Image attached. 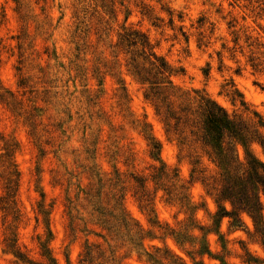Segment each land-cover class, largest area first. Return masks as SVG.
I'll return each mask as SVG.
<instances>
[{"label":"rangeland","instance_id":"1","mask_svg":"<svg viewBox=\"0 0 264 264\" xmlns=\"http://www.w3.org/2000/svg\"><path fill=\"white\" fill-rule=\"evenodd\" d=\"M112 4L109 17L91 0H0V147L12 150L18 173V219L0 212V264H21L5 251L12 238L36 262L39 243L46 242L56 264H81L87 240L101 245L107 262L92 264H151L145 252L160 264H264V246L247 215H241V226H230L227 218L214 226L217 168L191 138L180 143L166 135L143 89L127 75L125 57L112 56L123 28L139 30L174 70L171 81L180 92L202 91L229 115L253 120L256 114L264 121V73H255L249 63L253 58L264 70V0ZM166 10L173 14L172 25ZM76 17L82 22L79 38ZM151 139L160 145V162L177 173L166 185L181 201L166 202L152 184L136 187L134 180L160 166L150 156ZM252 151L264 162L259 146ZM93 173L117 182L100 190L98 206L109 209L112 197L121 196L142 241L124 237L108 240V246L94 237L100 229L82 209L85 193L96 188ZM3 176L0 168V180ZM67 200L86 222L77 221L73 235ZM223 207L231 209L228 203Z\"/></svg>","mask_w":264,"mask_h":264},{"label":"trees","instance_id":"2","mask_svg":"<svg viewBox=\"0 0 264 264\" xmlns=\"http://www.w3.org/2000/svg\"><path fill=\"white\" fill-rule=\"evenodd\" d=\"M95 8L101 9L105 15H113L112 0H91ZM169 16V25L173 23L172 12L166 10ZM149 18L148 12L142 13ZM181 19L180 15H177ZM74 34L79 38L82 32V22L76 17ZM154 27H157L153 23ZM203 26V20L198 21V28ZM182 36L185 37L182 28L179 29ZM186 40V37H185ZM119 55L125 57V71L127 75L143 89V99L155 111L160 118L167 136L174 135L177 142H185L189 137L198 144L204 151L208 160L218 170V189L214 196L218 211L213 216L214 226L223 219L229 220L230 226H241V215H247L253 223L254 236L258 242L264 246V162L259 161L253 154L252 147L259 146L264 155V121L256 114L254 119H246L241 116L229 115L221 106L213 101L202 91L192 90L190 92H180L172 81L174 70L158 56L147 38V36L135 29L121 30L117 35L115 44L112 46V56L118 58ZM250 67L255 73H264L259 70L260 65L254 64V59L249 60ZM23 79L19 82V87L23 88ZM233 92L230 95H235ZM152 159L160 162V145L151 139ZM13 152L6 147H0V168L3 169V178L0 180V212L3 216L13 215V221L18 219L15 211V197L18 187V173L12 160ZM152 174L146 179H136V187L140 190L146 188V185L152 184L155 190H161L165 193V201L172 202L177 199L181 201L184 197H178L179 193H173L169 184L177 180L175 170L170 171L166 165L160 162L158 168H152ZM171 173V175H170ZM191 174H194L192 170ZM90 179L94 181V192L85 193L86 207L82 208L89 216V220L98 226L100 233L94 234V237L102 240L108 245V240L123 239L129 237L133 243L135 239H140L141 231L132 225L130 219L125 215L122 208V197L114 196V205L109 208L98 206V200L101 197L100 190L107 184L117 183L116 179H105L99 174H91ZM192 182V179H191ZM140 201L141 198L139 197ZM228 203L230 210L227 211L223 204ZM91 206V210H87ZM77 205L67 200L65 211L68 221V230L71 235L75 233L77 221ZM4 217V218H5ZM86 224V222H83ZM199 231H204L199 228ZM216 231V230H215ZM212 230H205V233H211ZM50 235V233H49ZM170 237L183 247L185 242L180 240L179 236L169 234ZM132 236V237H131ZM128 241V240H127ZM7 239L5 240V243ZM136 245V244H135ZM190 245V244H189ZM101 245L89 243L86 240L82 253L80 255L81 264H92L102 259ZM109 246V245H108ZM41 261H33L25 253L21 252L16 244L15 238L8 239L5 245V251L12 255L16 262L21 264H56L52 258L46 242H40ZM155 251L159 249L154 248ZM96 254V256H94ZM147 262L151 264H160V262L151 254L146 253ZM203 254L209 255L206 250ZM191 260L192 253L187 254Z\"/></svg>","mask_w":264,"mask_h":264}]
</instances>
